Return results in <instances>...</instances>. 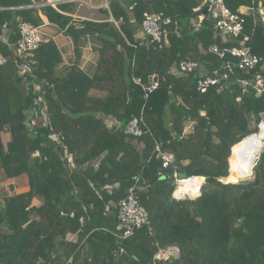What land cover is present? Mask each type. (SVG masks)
<instances>
[{
	"label": "trees",
	"instance_id": "16d2710c",
	"mask_svg": "<svg viewBox=\"0 0 264 264\" xmlns=\"http://www.w3.org/2000/svg\"><path fill=\"white\" fill-rule=\"evenodd\" d=\"M107 1L113 21L107 9L100 10L104 21L78 20L98 45L96 65L82 69L79 43L66 67L51 40L24 61L16 58L8 45L19 41V25L41 20L26 8L30 0H0V55L8 58L0 66V174L8 181L28 178L26 192L0 201V264H153L169 246L180 254L156 264H264V146L251 180H229L242 141L264 121V92H243L235 79L253 73L237 70L220 91H197L203 74L236 63L207 52L212 44L235 41L222 42L206 18L192 25L193 10L212 0ZM223 2L232 12L250 5ZM253 7L240 39L247 36L264 78V21ZM56 8L61 13L50 6L41 12L64 30L62 22L72 18L63 13H71L73 3ZM160 12L171 23L165 27L169 45L159 49L139 34L144 15ZM187 59L203 70L170 73ZM23 64L30 72L21 74ZM151 74L159 86L144 98L134 79L146 84ZM32 82L39 85L45 125L42 119L26 124L35 108ZM133 118L142 119L139 138L124 134ZM188 125L193 130L184 134ZM156 144L174 158L166 169L156 159ZM174 173L204 181L199 196L174 200ZM130 188L148 213L151 235L135 228L124 238L117 230L116 204Z\"/></svg>",
	"mask_w": 264,
	"mask_h": 264
},
{
	"label": "built area",
	"instance_id": "2783aa9c",
	"mask_svg": "<svg viewBox=\"0 0 264 264\" xmlns=\"http://www.w3.org/2000/svg\"><path fill=\"white\" fill-rule=\"evenodd\" d=\"M58 1L61 0H30V5L26 8L33 9L38 18L41 20L39 26H33L29 23H21L19 25L20 39L15 45H8L11 53L18 58L19 60L24 61L26 56L36 51L41 44L48 43L50 40L55 42V37H52L46 33V28L50 27L52 24L49 23L47 18L42 14V8L50 6L54 8L57 12L61 13L56 5ZM75 0H69L68 2H73ZM204 10L202 11V8ZM104 9L108 10L107 1L104 4ZM198 13L196 20L192 24L194 28H197L202 20L206 18L211 21L213 24V29L215 36L219 37L222 42L225 44L229 41L234 42L235 45L232 46H223L217 44H212L207 48V52L211 55L216 56L220 60H224L227 57L236 60V63L228 60L224 65V71L218 73L217 71L213 72L212 75L203 74L196 81V89L199 93L204 94L212 88H216L218 91L224 88V86L230 81V78L234 75V71H241L246 74L253 73L250 78H239L235 79V82L243 90L247 92L252 90L256 96H260L264 92V78L260 73L256 72L257 68L261 63V59L252 53L250 45L247 43V38L243 36L245 19L244 15L240 12L230 11L224 4L223 0H212L211 2L204 1L203 4L193 10ZM82 21V20H81ZM78 20H73L69 25H72L76 28H82L83 26H76ZM171 23V19L164 16L163 13H147L144 15L141 25H140V38H148L149 42L152 45H155L157 48L166 47L169 45L167 38V31L165 29ZM79 24V23H78ZM65 34V29L63 30ZM90 36H85V41L79 44V50L86 53L85 56H81V67L84 69L89 64L95 66L96 62L92 61L94 54L93 45L89 39ZM5 43L7 39L5 37L1 38ZM71 40V39H70ZM72 41V40H71ZM78 45V43H77ZM77 45H74L71 42V54H74V49ZM62 59L65 64H69L67 58L62 54ZM8 61V58L2 57L0 55V66L4 65ZM21 74L25 72H30L29 65H19ZM199 66L196 62L192 60H184L179 62L176 66L170 69V73L173 75H183L190 74L198 70ZM264 69V66L261 68ZM203 70V69H202ZM201 70V71H202ZM256 72V73H255ZM134 82L141 86L144 91V98H147L150 93L156 90L159 86V77L157 74H151L147 78L146 84H143L140 79H134ZM29 87L32 92V97L35 100L34 109L30 112L28 121L26 124L32 123L34 125L36 119L43 120V125L46 124V116L44 109H37V99L40 98L39 85L37 82H32L29 84ZM37 98V99H36ZM203 115V114H202ZM141 118H133L128 122L124 129V134L139 138L142 136L143 131L141 128ZM262 122V121H261ZM192 125H188L184 129V134L192 132ZM156 159L160 160L162 169H166L170 163H173L174 158L171 154L162 153L160 151V144H156ZM38 153L34 154V157H37ZM69 162L71 158H68ZM180 174L174 173V183L175 190L172 194L174 200H180L183 198H178L176 193L178 188L183 186L185 187L192 179L195 177H187L185 179H179ZM198 178V177H197ZM203 184L195 187L194 189H188L187 194L184 198L193 200L197 198L200 194V190ZM134 188L127 190V196L120 200L116 204V221L118 223L117 230L123 232V237L128 238L132 235V232L135 228H146L148 233L152 234V229L148 220V213L144 207H142L135 195L133 194ZM180 251L177 246H169L164 250L159 251L153 258V264H156L158 261L168 258L178 256Z\"/></svg>",
	"mask_w": 264,
	"mask_h": 264
},
{
	"label": "crops",
	"instance_id": "0c3cea01",
	"mask_svg": "<svg viewBox=\"0 0 264 264\" xmlns=\"http://www.w3.org/2000/svg\"><path fill=\"white\" fill-rule=\"evenodd\" d=\"M107 0H75L73 2L74 9L71 13H63L67 16L71 17L73 20H82V21H91V22H101L106 20V16L100 12V10L104 9V4ZM65 3V2H62ZM108 3V1H107ZM253 4L256 5V10H258L259 14L262 16V20L264 21V0H250V5L248 6H241L237 10V12L242 13L245 17L250 16L254 12ZM109 13V20L112 19L110 12ZM194 22H192L193 24ZM76 26H81L78 23L75 24ZM56 28V29H55ZM58 29V30H57ZM46 33L52 37H55V43L60 51V53L68 59L69 63L74 59L75 57V51L74 54H71V40L69 37L66 36V34L63 33V30H61L56 25H51L50 27L46 28ZM247 38V36H244ZM83 41H85V37L83 36L82 39L79 38L78 43L81 44ZM83 44V43H82ZM93 57L92 61H97V47L98 45L93 43ZM80 58L81 56H85L86 53L84 51L79 50ZM81 63V59H80ZM67 64L63 62L61 64V67H66ZM93 65L89 64L88 67H91Z\"/></svg>",
	"mask_w": 264,
	"mask_h": 264
},
{
	"label": "bare ground",
	"instance_id": "6f19581e",
	"mask_svg": "<svg viewBox=\"0 0 264 264\" xmlns=\"http://www.w3.org/2000/svg\"><path fill=\"white\" fill-rule=\"evenodd\" d=\"M264 144V121L258 127V132L254 137L247 138L242 141V146L238 150V162L231 169L230 180L231 182H240L248 179L253 173V164L256 163L259 156L261 146ZM255 161V163H253ZM255 166V165H254ZM185 187L178 188L176 196L184 198L188 189H194L199 186L198 178L195 177L190 182L186 183Z\"/></svg>",
	"mask_w": 264,
	"mask_h": 264
},
{
	"label": "rangeland",
	"instance_id": "374dc122",
	"mask_svg": "<svg viewBox=\"0 0 264 264\" xmlns=\"http://www.w3.org/2000/svg\"><path fill=\"white\" fill-rule=\"evenodd\" d=\"M56 29V28H55ZM58 30V29H57ZM83 36L80 37V39H82ZM85 37V36H84ZM90 39V42L91 44H93V40L91 39V37H89ZM40 99V98H39ZM37 99V101L39 100ZM29 125V124H27ZM35 125V124H34ZM252 138V137H251ZM5 140H8V136L6 135L5 136ZM241 146H242V143H241ZM240 146V147H241ZM264 144L261 146L260 148V151H259V154L258 156L260 155V152L263 148ZM236 149V147H235ZM235 149H234V153H235ZM240 149V148H239ZM255 163V161L253 162ZM256 164V163H255ZM253 164V167L254 165ZM229 172V171H228ZM231 173V172H230ZM253 178V174L252 176H250L248 179L246 180H242L240 182H244V181H249ZM229 180H230V177H229ZM223 183L225 184H228L227 182H225L223 179L221 180ZM231 181V180H230ZM240 182H235L236 184L240 183ZM204 184V181L203 183ZM28 190V178L27 176H21L17 179H13V180H3L1 174H0V201H2L6 196H11V195H14V194H20V193H24ZM40 203V201L38 199L34 200L33 201V205H38Z\"/></svg>",
	"mask_w": 264,
	"mask_h": 264
},
{
	"label": "water",
	"instance_id": "95a60500",
	"mask_svg": "<svg viewBox=\"0 0 264 264\" xmlns=\"http://www.w3.org/2000/svg\"><path fill=\"white\" fill-rule=\"evenodd\" d=\"M68 1L69 0H61V1H58L56 3L59 4V3H62V2H68ZM110 21H113V19H110ZM62 26L65 27V34H66L67 37H69L72 40V42L74 43V45H77L78 40H79V38L81 36H92V35H94L93 31H91L90 29L85 28V27L76 28V27H74L72 25H69V24L66 25L65 22H62ZM30 66L33 67V65H31V64H30ZM202 69H203L202 67L199 68L200 71ZM185 178H186V174H180L179 179H185Z\"/></svg>",
	"mask_w": 264,
	"mask_h": 264
}]
</instances>
